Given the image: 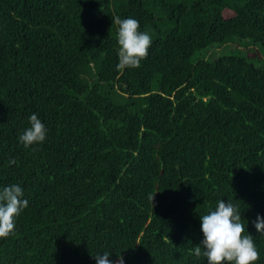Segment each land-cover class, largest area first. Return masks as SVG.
<instances>
[{
	"label": "trees",
	"instance_id": "16d2710c",
	"mask_svg": "<svg viewBox=\"0 0 264 264\" xmlns=\"http://www.w3.org/2000/svg\"><path fill=\"white\" fill-rule=\"evenodd\" d=\"M115 16L151 36L139 68L117 69ZM246 40L264 49V0H0V188L28 201L0 264H208L219 200L264 264V67L205 56Z\"/></svg>",
	"mask_w": 264,
	"mask_h": 264
},
{
	"label": "clouds",
	"instance_id": "9594fccd",
	"mask_svg": "<svg viewBox=\"0 0 264 264\" xmlns=\"http://www.w3.org/2000/svg\"><path fill=\"white\" fill-rule=\"evenodd\" d=\"M112 20L118 26L117 69L139 68L149 54L151 36L139 30V21L134 18L121 19L115 16ZM29 124L30 127L19 136V142L26 149L42 144L47 137V128L36 114L29 117ZM15 163V159L9 160V164ZM150 199L153 203L154 197ZM239 203L219 200L215 210L200 214L204 238L202 244L193 249V254L197 258L205 256L208 264H256L259 260V251L254 237L246 231ZM27 207L28 201L24 198L21 186L10 184L0 188V239H7L16 234V220ZM252 223L257 232L264 236V216L258 215ZM110 255L111 253L104 252L94 257L97 264H116L109 259ZM118 258L119 264H124L123 256L118 255Z\"/></svg>",
	"mask_w": 264,
	"mask_h": 264
},
{
	"label": "rangeland",
	"instance_id": "374dc122",
	"mask_svg": "<svg viewBox=\"0 0 264 264\" xmlns=\"http://www.w3.org/2000/svg\"><path fill=\"white\" fill-rule=\"evenodd\" d=\"M235 45L228 44L226 46L216 47L212 51L206 53V59L215 60L219 55L231 53L245 57L250 63L257 67H264V49L258 45H253L249 40L236 41Z\"/></svg>",
	"mask_w": 264,
	"mask_h": 264
}]
</instances>
